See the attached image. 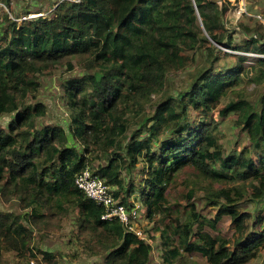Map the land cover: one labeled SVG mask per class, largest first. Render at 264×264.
Segmentation results:
<instances>
[{"label":"trees","instance_id":"1","mask_svg":"<svg viewBox=\"0 0 264 264\" xmlns=\"http://www.w3.org/2000/svg\"><path fill=\"white\" fill-rule=\"evenodd\" d=\"M229 3L58 0L50 13L20 23L4 16L0 118L9 120L0 125V199L16 201L19 211L0 209V264H58L62 257L148 264V238L160 241L162 264H198L194 254L207 264H245L258 255L261 214L251 216L239 202L246 193L264 199V88L252 101L246 92L264 81V33L240 24L251 34L237 40L224 21ZM76 67L81 74L61 84L66 127H38L46 113L36 100L39 76ZM183 71L188 77L175 92L172 78ZM216 109L237 115L247 144L226 150ZM85 168L116 200L143 207L152 223L141 229L136 222L144 239L117 218H102L105 208L75 183ZM182 173L194 187L180 203L169 193ZM198 191L211 216L197 208ZM225 216L229 234L218 228ZM64 219L73 221L66 252L34 244L35 229Z\"/></svg>","mask_w":264,"mask_h":264},{"label":"rangeland","instance_id":"2","mask_svg":"<svg viewBox=\"0 0 264 264\" xmlns=\"http://www.w3.org/2000/svg\"><path fill=\"white\" fill-rule=\"evenodd\" d=\"M57 1L58 0H9V4H6L3 0H0V21L4 19L6 14H8L11 18L17 16L15 19H17L18 23H20L24 18H31L40 14H48L52 11L53 5ZM224 21L226 26L230 30H233V34L237 40L244 39L251 34L246 32L240 24H244L251 30L255 28L258 29L260 33H264V0H230L224 16ZM3 23L0 22V26H2L1 24ZM254 34L255 33L253 32V35ZM253 57L254 56L251 54L249 55V61L247 64L252 63ZM189 70H192V67ZM81 72L80 67H76L70 72L59 68L50 74L39 76L38 80L40 87L37 92L36 100L44 103L46 113L44 116L37 118L36 124L38 127L48 124H59L66 127L68 110L63 101V88L61 85L62 80L70 76H79ZM187 73L188 71H183L178 73L176 76H173L172 79L175 80L176 83L175 92H177L181 86H184V81L188 77ZM263 88L264 81L259 84L253 82L247 84L246 92L248 99L251 101L254 100V97L263 91ZM212 114V118L217 120L218 125L224 134L222 142L224 143L226 150L231 151L247 144L245 133L240 129V127H237L234 124V120L237 118L236 114L230 113L225 117H221L218 114L217 109ZM7 120H9V115L5 114L0 118V125H5ZM133 174L136 178L139 177V174H137L136 171H134ZM192 181L193 179L189 175L184 173L180 174L176 182L172 185L171 192L169 193L170 197H172L175 202L182 203L187 190L194 187ZM201 195V191H198L195 195L194 201L196 206L203 214L211 216L213 214V209L211 211L209 206L204 205ZM245 195L246 197L239 202V206L241 209L248 211L251 216H255L261 203L264 202V199L252 201L247 197V193ZM135 205H138V225L141 229L145 227L150 228L152 223H148L145 219L143 207H139L138 202H135ZM0 209H13L16 212L19 211L16 201L12 203H4L1 199ZM72 223V219H64L59 226L57 224H53V227L49 226L50 228L48 227L47 229H35L34 244L44 250L62 251L63 253L66 252L65 250L69 248L67 241L72 231ZM228 224L229 220L227 216L223 217L222 221L218 223V228L222 231V233H230ZM147 241L150 242L152 246L148 264H162L160 258L162 250L160 241H151L150 238H148ZM5 258H7L9 262L14 261L12 253H6ZM193 258L198 264H207L206 261L197 254H194ZM67 261L71 260H69L68 257H62L58 263ZM87 263L89 264V262L84 261L79 264ZM245 264H264V248L260 249L255 258Z\"/></svg>","mask_w":264,"mask_h":264},{"label":"built area","instance_id":"3","mask_svg":"<svg viewBox=\"0 0 264 264\" xmlns=\"http://www.w3.org/2000/svg\"><path fill=\"white\" fill-rule=\"evenodd\" d=\"M75 183L87 197L105 208V213L102 215V218L110 219L115 217L123 223L127 230L135 233L139 238H145L141 229L136 225L137 219L139 218L138 205L129 206L116 200L104 179L98 173H95L89 168H85L77 175ZM259 230L264 232V212L260 217ZM30 263L33 264L34 261L31 260ZM58 264L78 263L75 261H67Z\"/></svg>","mask_w":264,"mask_h":264},{"label":"crops","instance_id":"4","mask_svg":"<svg viewBox=\"0 0 264 264\" xmlns=\"http://www.w3.org/2000/svg\"><path fill=\"white\" fill-rule=\"evenodd\" d=\"M140 207V206H139ZM257 212H260V214H262L264 212V202L261 203L259 209ZM88 264V263H87Z\"/></svg>","mask_w":264,"mask_h":264}]
</instances>
